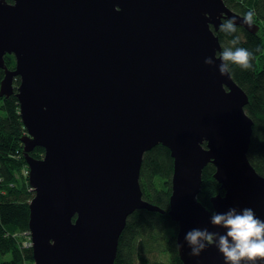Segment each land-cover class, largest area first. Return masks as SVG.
<instances>
[{
    "label": "water",
    "instance_id": "obj_1",
    "mask_svg": "<svg viewBox=\"0 0 264 264\" xmlns=\"http://www.w3.org/2000/svg\"><path fill=\"white\" fill-rule=\"evenodd\" d=\"M10 1L0 0V98L15 95L26 130L33 264H114L128 216L163 213L139 184L143 155L157 145L173 160L168 215L180 261L224 264L214 246L190 256L184 235L222 232L210 215L231 208L264 219V177L247 159L248 98L219 74L216 36L232 17L250 34L259 26L224 0ZM36 147L41 159L28 155ZM210 163L223 191L212 211L197 200Z\"/></svg>",
    "mask_w": 264,
    "mask_h": 264
},
{
    "label": "trees",
    "instance_id": "obj_2",
    "mask_svg": "<svg viewBox=\"0 0 264 264\" xmlns=\"http://www.w3.org/2000/svg\"><path fill=\"white\" fill-rule=\"evenodd\" d=\"M8 2L11 3L10 0ZM224 4L241 17L249 10L254 11L253 22L259 26L256 34L237 26V32L232 35L218 29L216 36L221 51L230 47V41L238 36L240 43L237 46L253 53L248 70L231 65L229 74L248 98L244 111L252 121V134L247 159L256 173L264 177V0H224ZM4 62L8 69H14L12 55H5ZM3 77L0 69V83ZM18 85L19 79L15 78V92ZM0 111L4 115L0 117V257L9 256L0 264H33L32 249L26 246L33 192L28 184V175L24 174L28 167L21 138L26 130L14 94L0 98ZM43 154L44 150L39 147L28 153L34 159H41ZM172 173L173 160L165 147L157 145L143 155L139 176L142 198L163 213L140 209L128 216L119 237L114 264H166L159 259L161 256H165L169 264H182L176 247L177 224L168 215ZM214 173L215 167L211 163L204 168L197 197L210 211L211 198L223 195L213 178Z\"/></svg>",
    "mask_w": 264,
    "mask_h": 264
},
{
    "label": "clouds",
    "instance_id": "obj_3",
    "mask_svg": "<svg viewBox=\"0 0 264 264\" xmlns=\"http://www.w3.org/2000/svg\"><path fill=\"white\" fill-rule=\"evenodd\" d=\"M208 15V14H205ZM255 13L252 10L243 16V23L251 26ZM236 17L225 19L219 24V31L227 35L237 32ZM240 38L230 41V47H224L219 55L218 72L226 75L230 66L242 70L251 67L253 53L244 47H238ZM216 59L205 57L203 63L208 67L215 65ZM210 224L223 231L212 232L208 228H192L184 235V244L190 249L189 255L199 257L209 247H215L222 256L224 264H264V219L257 217L252 208L237 210L231 208L225 213L212 212ZM180 249L184 245L177 243Z\"/></svg>",
    "mask_w": 264,
    "mask_h": 264
},
{
    "label": "rangeland",
    "instance_id": "obj_4",
    "mask_svg": "<svg viewBox=\"0 0 264 264\" xmlns=\"http://www.w3.org/2000/svg\"><path fill=\"white\" fill-rule=\"evenodd\" d=\"M2 116H4L3 115V112L2 111H0V117H2ZM24 174L26 175V172L24 171ZM27 242V241H26ZM9 259V256L8 255H6V256H4V257H0V261H6V260H8ZM159 259H161V260H164L163 262H165L166 264H169L168 263V261H166V257L165 256H161Z\"/></svg>",
    "mask_w": 264,
    "mask_h": 264
},
{
    "label": "built area",
    "instance_id": "obj_5",
    "mask_svg": "<svg viewBox=\"0 0 264 264\" xmlns=\"http://www.w3.org/2000/svg\"><path fill=\"white\" fill-rule=\"evenodd\" d=\"M26 175H28V170L25 171ZM26 246H30L31 247V241H30V236H29V232H27V242H26Z\"/></svg>",
    "mask_w": 264,
    "mask_h": 264
},
{
    "label": "bare ground",
    "instance_id": "obj_6",
    "mask_svg": "<svg viewBox=\"0 0 264 264\" xmlns=\"http://www.w3.org/2000/svg\"><path fill=\"white\" fill-rule=\"evenodd\" d=\"M253 24H256V23L253 22Z\"/></svg>",
    "mask_w": 264,
    "mask_h": 264
}]
</instances>
